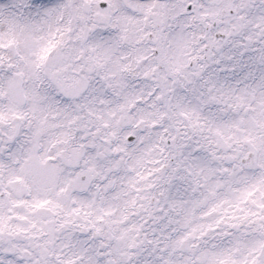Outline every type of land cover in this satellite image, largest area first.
<instances>
[{
    "label": "rangeland",
    "instance_id": "rangeland-1",
    "mask_svg": "<svg viewBox=\"0 0 264 264\" xmlns=\"http://www.w3.org/2000/svg\"><path fill=\"white\" fill-rule=\"evenodd\" d=\"M102 1L0 0V264H264V22Z\"/></svg>",
    "mask_w": 264,
    "mask_h": 264
},
{
    "label": "flooded vegetation",
    "instance_id": "flooded-vegetation-1",
    "mask_svg": "<svg viewBox=\"0 0 264 264\" xmlns=\"http://www.w3.org/2000/svg\"><path fill=\"white\" fill-rule=\"evenodd\" d=\"M143 1V0H141ZM239 2V5H243L247 8L246 12L242 11L240 13V18L243 20V22H249L253 21L255 23L254 28L257 30L259 28L260 23L264 22V0H236ZM103 3L106 5V1L103 0ZM100 5V4H99ZM185 10L187 13H192L194 11V7L189 3L186 5ZM230 14H233V10ZM225 13L222 12L220 16H217L216 20L211 21V28L216 29L218 27V23L221 22L224 19ZM195 19V18H194ZM214 38L219 39L220 35L217 31H214L212 34ZM222 39L224 37H221ZM214 45H211L210 50L213 51ZM156 69H160L162 67V64H155L154 65Z\"/></svg>",
    "mask_w": 264,
    "mask_h": 264
},
{
    "label": "water",
    "instance_id": "water-1",
    "mask_svg": "<svg viewBox=\"0 0 264 264\" xmlns=\"http://www.w3.org/2000/svg\"><path fill=\"white\" fill-rule=\"evenodd\" d=\"M67 68H70V65H68ZM242 162H243L245 165H247V166H251V165L253 164V159H252V157L250 156L248 159L243 160Z\"/></svg>",
    "mask_w": 264,
    "mask_h": 264
},
{
    "label": "bare ground",
    "instance_id": "bare-ground-1",
    "mask_svg": "<svg viewBox=\"0 0 264 264\" xmlns=\"http://www.w3.org/2000/svg\"><path fill=\"white\" fill-rule=\"evenodd\" d=\"M29 39V38H28Z\"/></svg>",
    "mask_w": 264,
    "mask_h": 264
}]
</instances>
